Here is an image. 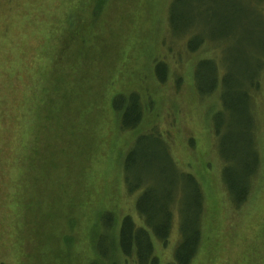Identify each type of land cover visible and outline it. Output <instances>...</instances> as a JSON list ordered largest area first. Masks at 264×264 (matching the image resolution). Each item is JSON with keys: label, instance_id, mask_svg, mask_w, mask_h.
Instances as JSON below:
<instances>
[{"label": "rangeland", "instance_id": "1", "mask_svg": "<svg viewBox=\"0 0 264 264\" xmlns=\"http://www.w3.org/2000/svg\"><path fill=\"white\" fill-rule=\"evenodd\" d=\"M170 1L102 0L94 15L96 0H0V264H87L94 254L86 222L93 226L91 243L101 232L102 212L113 211L115 228L124 214L137 218L138 193L126 192L123 160L143 130L144 141L155 145L138 164L142 178L163 176L159 168L169 164L158 144L169 142L176 167L203 188L204 238L192 264H264V66L249 92L251 108L238 120L223 116L219 127L235 157L228 162L231 179L242 173L240 160L251 168L255 157L247 154L257 142L261 165L248 202L236 210L214 134L218 97L198 96L199 56L185 51L184 39L170 40ZM204 2L207 24L199 18L194 24L216 35L209 42L225 61H249L230 68L228 80L234 93L249 90L243 65L254 74L264 2L263 15L258 0ZM162 57L170 73L159 84L153 64ZM131 90L145 94L149 109L139 128L123 130L112 98ZM177 227L175 212L170 239L155 242L160 264L172 259Z\"/></svg>", "mask_w": 264, "mask_h": 264}, {"label": "trees", "instance_id": "2", "mask_svg": "<svg viewBox=\"0 0 264 264\" xmlns=\"http://www.w3.org/2000/svg\"><path fill=\"white\" fill-rule=\"evenodd\" d=\"M204 1L171 0L166 13L167 32L170 35V40L184 39L185 51L199 56L195 65V76H193L198 96L206 98L207 96L216 95L218 97L219 105L212 115V120L215 119V130H213L218 137L217 149H219V143L221 145V152L220 150L218 152H220L223 162L222 170L227 183L228 196L233 208L238 210L248 202L251 178L254 173H257L261 165L257 153V142L256 139L255 141L252 140L256 152L254 150L253 155L247 154V157H255V159H251L253 160L251 168L246 167L245 162L242 163L243 160H240L242 173L239 175L234 174L235 177L231 179V172L234 170L228 162L230 158L234 160L235 157H231L228 149L225 148L226 144H223V136L220 137L219 127L223 122V116H227L232 121L237 115H243L247 111L249 103L251 108L253 101L249 92L258 83L264 66V37L258 40L257 43L254 42L252 59L254 74L249 70L247 64L243 65L248 73L246 75L243 72L246 75V81L249 82V90L232 92V83H228V80H231L229 69L234 68L241 62L249 61L241 57L235 60L232 56L225 61L224 52L221 48L209 42L210 40L215 41L216 35L212 36L209 35V32L201 33L199 31L198 24L201 22L207 24L204 11L201 10L207 3ZM101 2L102 0H96L94 15L97 14ZM262 2L264 0H258L257 2L258 12H261L259 7ZM261 14L263 15L262 12ZM196 18H199L198 24H194L195 21L193 22ZM187 23L190 25H187ZM221 26V29H228L227 24L225 27L222 20ZM163 42L166 44L165 40ZM170 45H167V47ZM218 65H220V68ZM153 67L155 79L159 84H164L170 73L167 57L155 59ZM119 92L116 91V95L112 99L114 109L120 115L121 128L123 130H135L143 124L146 112L149 109L148 103L144 99L145 94L140 97L139 93L134 90H131L127 95ZM249 99L250 102H248ZM155 125H152L151 128ZM253 129L252 126L251 130ZM146 131L143 130L138 134L140 136L136 137L137 139L127 151L123 160L126 192L129 195L138 193L134 200V207L138 216L134 219L129 214L122 215L115 228L116 219L113 211L106 210L102 212L98 218L101 232L96 234V238L91 243V228L93 226L86 222V231L90 232V235H88L90 250L94 254V257L90 258L87 264H160V258L155 252V242L160 240L165 243L170 239L175 212L178 214V238L173 248L172 259L166 264H192L201 249L204 238L205 215L203 188L194 175L180 171L176 167L170 152L169 142L164 147L160 143L158 144L169 164L159 168L160 176H163L157 178V180L142 178L140 173L143 167L138 164L149 153L148 150L155 145L149 142L150 140L144 141L145 138L148 139L147 137H149V135L144 134ZM163 137L166 139L165 136ZM233 143H236V141ZM171 170H175L178 173H176L177 177H179L173 185L172 182H168V179L174 180L177 177L171 178Z\"/></svg>", "mask_w": 264, "mask_h": 264}]
</instances>
